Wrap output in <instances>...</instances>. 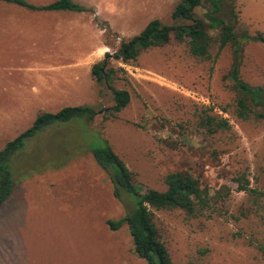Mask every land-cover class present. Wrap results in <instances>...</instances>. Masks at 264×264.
<instances>
[{"label": "rangeland", "instance_id": "1", "mask_svg": "<svg viewBox=\"0 0 264 264\" xmlns=\"http://www.w3.org/2000/svg\"><path fill=\"white\" fill-rule=\"evenodd\" d=\"M73 1L90 11L70 13V21L86 24L88 32L72 24L64 38L80 41L87 66L110 55L114 87L126 90L130 102L115 119H105L112 95L92 80L90 65H76V56L52 73L56 83L64 75L63 92L55 85L36 98L29 49L31 32L39 26L33 19L16 17L33 15L29 10L0 1V114H6L0 115V150L28 130L40 113L66 107L99 112L91 123L82 118L46 127L12 157V193L0 208V264H146L135 255L126 226L115 232L106 226V221L122 218L124 208L90 152L102 139L143 188L164 191L167 174L185 171L212 191L223 186L230 190L225 204L216 206L227 211L222 216L153 210L173 264H264L253 244L264 238V228L253 214L241 215L248 205L234 182L245 174L252 187L264 189V119L246 122L234 114V92L224 80L233 62L231 48L217 55L214 45L212 59L200 60L172 41L123 63L121 44L153 19L176 24L170 15L179 0ZM204 12L199 7L195 15ZM235 13L239 31L264 33V0H235ZM240 63L244 82L264 84L262 44L245 43ZM206 115L226 120L230 129L204 134L198 122Z\"/></svg>", "mask_w": 264, "mask_h": 264}, {"label": "trees", "instance_id": "2", "mask_svg": "<svg viewBox=\"0 0 264 264\" xmlns=\"http://www.w3.org/2000/svg\"><path fill=\"white\" fill-rule=\"evenodd\" d=\"M34 12L67 11L86 13L90 10L73 0H56L46 6H34L23 0H0ZM203 8L205 12L197 17L195 10ZM170 19L176 23L165 25L158 19L149 21L143 30L127 43L121 44V61H134L140 51L163 47L172 41L184 44L190 56L200 60L212 59L211 49L217 45V55L230 47L233 62L224 76L226 84L234 92V114L241 121L264 119V84L251 86L240 77V65L245 43L255 42L264 46V33L250 35L240 28L235 13V0H179L173 7ZM115 55L112 59H117ZM110 55L91 66L90 75L96 85L104 86L112 95L113 106L106 109L105 119H115L130 102L126 90L114 87L116 72L110 66ZM99 112L89 107H66L57 113H40L32 126L22 132L0 150V208L12 193V178L9 163L12 157L23 149L25 142L52 125L65 124L73 119H86L93 122ZM204 134L213 136L230 129L228 122L215 115H206L198 122ZM90 152L98 167L108 176L113 196L124 208V216L119 220H108L109 231H118L126 226L131 237L135 255L146 264H173L158 228L153 220V210H182L191 217L222 216L227 211L217 208L225 204L230 190L223 186L212 191L203 186L191 174L185 171L169 173L164 177V191L143 188L134 180V174L112 150L108 142L102 139V145L91 148ZM238 192L245 194L246 212L243 217L253 214L264 228V189L252 187L245 174L234 179ZM213 192V193H212ZM221 205V206H222ZM237 220V217H232ZM254 246L264 262V238L256 240Z\"/></svg>", "mask_w": 264, "mask_h": 264}, {"label": "crops", "instance_id": "3", "mask_svg": "<svg viewBox=\"0 0 264 264\" xmlns=\"http://www.w3.org/2000/svg\"><path fill=\"white\" fill-rule=\"evenodd\" d=\"M29 4L34 6H46L48 4L53 3L56 0H23ZM5 3V2H4ZM8 4V3H7ZM22 8V7H21ZM24 9V8H23ZM26 10V9H25ZM32 12L33 15H17V18L22 19H33V23L39 26L37 30L31 32V35L34 36L32 39L31 49H29V58L31 60V67L34 70V83L33 87L35 97L38 98L41 93L49 94V92L53 91V87L57 85V91L63 92L62 88L64 86L65 77L62 75V81L56 83V77L52 75L55 67L63 68L68 65H64L67 60L76 56L79 61L76 65H79V68L87 69L88 57L85 58L80 54V49L78 48L80 41L72 39H65V35L70 29V25L74 24L77 26V30H83V32H88L86 28V24L84 27L80 24V22L71 23V16L69 14H65L67 11H52V12ZM78 14V13H76ZM5 16V15H4ZM7 16V15H6ZM15 16V15H8ZM75 17V21L79 18V15H73ZM80 19V18H79ZM43 26H47L43 28ZM42 29V30H41ZM48 29V30H46ZM91 32L93 33V29L91 28ZM25 33H23L24 35ZM29 35V34H27ZM49 35H52L49 37ZM94 38V35L92 34ZM73 45V47H72ZM104 47V48H102ZM72 48V52H68L67 50ZM101 50H107V46L102 45ZM81 57H80V56ZM57 62V64H56ZM91 67V65L89 66ZM91 69V68H90ZM87 72V71H86ZM23 90V86H22ZM21 90V91H22ZM22 100V99H21ZM5 116L6 114H0Z\"/></svg>", "mask_w": 264, "mask_h": 264}]
</instances>
